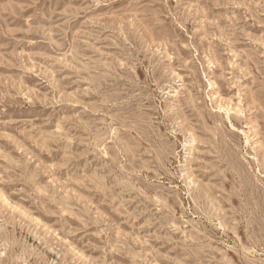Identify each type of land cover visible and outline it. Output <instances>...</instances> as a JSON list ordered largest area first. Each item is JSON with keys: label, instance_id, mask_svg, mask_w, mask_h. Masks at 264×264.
I'll use <instances>...</instances> for the list:
<instances>
[{"label": "rangeland", "instance_id": "1", "mask_svg": "<svg viewBox=\"0 0 264 264\" xmlns=\"http://www.w3.org/2000/svg\"><path fill=\"white\" fill-rule=\"evenodd\" d=\"M0 264H264V0H0Z\"/></svg>", "mask_w": 264, "mask_h": 264}]
</instances>
